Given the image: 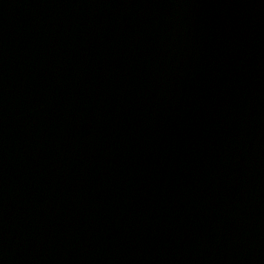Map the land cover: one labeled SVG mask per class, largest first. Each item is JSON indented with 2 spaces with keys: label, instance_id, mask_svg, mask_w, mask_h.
Masks as SVG:
<instances>
[{
  "label": "water",
  "instance_id": "95a60500",
  "mask_svg": "<svg viewBox=\"0 0 264 264\" xmlns=\"http://www.w3.org/2000/svg\"><path fill=\"white\" fill-rule=\"evenodd\" d=\"M0 264H264V0H0Z\"/></svg>",
  "mask_w": 264,
  "mask_h": 264
}]
</instances>
